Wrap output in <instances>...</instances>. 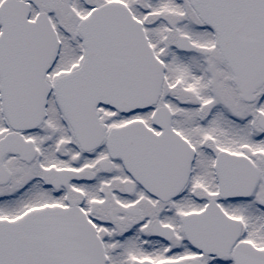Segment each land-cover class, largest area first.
<instances>
[{
  "label": "snow or ice",
  "instance_id": "1",
  "mask_svg": "<svg viewBox=\"0 0 264 264\" xmlns=\"http://www.w3.org/2000/svg\"><path fill=\"white\" fill-rule=\"evenodd\" d=\"M0 264H264V0H0Z\"/></svg>",
  "mask_w": 264,
  "mask_h": 264
}]
</instances>
